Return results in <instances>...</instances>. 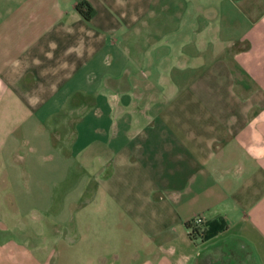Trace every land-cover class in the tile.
<instances>
[{"label":"crops","instance_id":"1","mask_svg":"<svg viewBox=\"0 0 264 264\" xmlns=\"http://www.w3.org/2000/svg\"><path fill=\"white\" fill-rule=\"evenodd\" d=\"M0 264H264V0H0Z\"/></svg>","mask_w":264,"mask_h":264},{"label":"trees","instance_id":"2","mask_svg":"<svg viewBox=\"0 0 264 264\" xmlns=\"http://www.w3.org/2000/svg\"><path fill=\"white\" fill-rule=\"evenodd\" d=\"M78 9L85 16L86 19H91L94 13V10L92 9V7L86 2H81L80 4H78ZM203 225L197 226V225L192 224L191 222H188L187 229L188 231L191 230L189 231L190 237L193 239H197L198 237L204 238L205 234H204Z\"/></svg>","mask_w":264,"mask_h":264},{"label":"built area","instance_id":"3","mask_svg":"<svg viewBox=\"0 0 264 264\" xmlns=\"http://www.w3.org/2000/svg\"><path fill=\"white\" fill-rule=\"evenodd\" d=\"M192 224L197 226H202L204 224V219L201 216H197L193 219V221H190ZM191 231V230H189Z\"/></svg>","mask_w":264,"mask_h":264},{"label":"rangeland","instance_id":"4","mask_svg":"<svg viewBox=\"0 0 264 264\" xmlns=\"http://www.w3.org/2000/svg\"><path fill=\"white\" fill-rule=\"evenodd\" d=\"M33 221L35 222V220H33ZM34 224H36V222ZM37 240H38V238H37Z\"/></svg>","mask_w":264,"mask_h":264}]
</instances>
